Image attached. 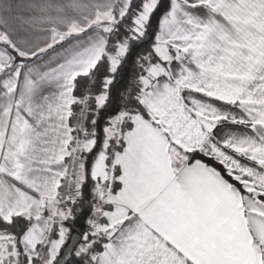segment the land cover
<instances>
[{"label":"snow or ice","instance_id":"6c2138e0","mask_svg":"<svg viewBox=\"0 0 264 264\" xmlns=\"http://www.w3.org/2000/svg\"><path fill=\"white\" fill-rule=\"evenodd\" d=\"M0 264H264V0H0Z\"/></svg>","mask_w":264,"mask_h":264},{"label":"water","instance_id":"95a60500","mask_svg":"<svg viewBox=\"0 0 264 264\" xmlns=\"http://www.w3.org/2000/svg\"><path fill=\"white\" fill-rule=\"evenodd\" d=\"M75 244V241H71L68 245V247H72ZM71 259V257H69V260Z\"/></svg>","mask_w":264,"mask_h":264},{"label":"crops","instance_id":"0c3cea01","mask_svg":"<svg viewBox=\"0 0 264 264\" xmlns=\"http://www.w3.org/2000/svg\"><path fill=\"white\" fill-rule=\"evenodd\" d=\"M63 251V250H62Z\"/></svg>","mask_w":264,"mask_h":264}]
</instances>
